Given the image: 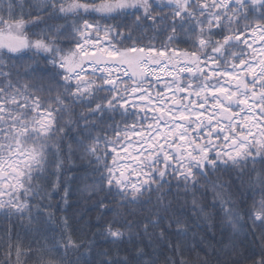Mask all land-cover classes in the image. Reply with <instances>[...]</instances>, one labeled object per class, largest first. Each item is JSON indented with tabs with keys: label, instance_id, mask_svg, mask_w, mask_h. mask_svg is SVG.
<instances>
[{
	"label": "snow or ice",
	"instance_id": "snow-or-ice-1",
	"mask_svg": "<svg viewBox=\"0 0 264 264\" xmlns=\"http://www.w3.org/2000/svg\"><path fill=\"white\" fill-rule=\"evenodd\" d=\"M72 182L115 254L57 219ZM181 192L199 264H264V0H0V264H193L152 244L188 236Z\"/></svg>",
	"mask_w": 264,
	"mask_h": 264
},
{
	"label": "trees",
	"instance_id": "trees-1",
	"mask_svg": "<svg viewBox=\"0 0 264 264\" xmlns=\"http://www.w3.org/2000/svg\"><path fill=\"white\" fill-rule=\"evenodd\" d=\"M139 36L140 34L137 33ZM148 35H151L149 33ZM145 42H147V38H145ZM158 43V42H157ZM20 71H23L21 68ZM84 109L77 108L76 112L79 113L80 111H83ZM111 157H109L110 161ZM80 161L76 160V164H79ZM68 167H71V165H67ZM68 176L72 175V172H69L67 174ZM225 180H227V177H224ZM72 188V194L69 196L67 205L64 206V203L62 200L57 198V200L53 201V203H60L62 206L61 211H56V217L57 219H60L62 217H67L69 222L71 223L73 229H76L74 234V239H76L78 242H83L85 244H88L89 242H94L96 244V247L93 249V259H98L96 257V252L104 251L105 249H109L112 251L113 254L117 251V248L113 246L111 243L106 242L103 237L99 235V229L97 227V218L100 214L99 209L94 208V200H86L84 199L76 189L80 186L79 182H72L71 183ZM202 191V190H201ZM63 193L61 192V196ZM96 199H99V197H96ZM168 199L172 200V207L173 209L178 208H184L186 212V216L181 217V219H186L188 222L189 232L188 236L186 238H178L175 235H169L167 236L164 241H160L159 239H154L152 244L153 248H158L161 244L166 245L169 241L171 242L172 246L175 247L177 243H179L181 249L184 251V256L190 260L193 261V264H199L197 261V252H200L199 260L202 261L205 258L204 252L200 251L199 248L193 250L192 245L194 243L193 239V233H195V242H199L201 237H204L207 239L209 236L212 235V229H210V225L212 224L211 219H202L197 218L194 214L191 212V206H192V196L189 194L186 198L183 197V193L181 192L180 198L177 199L175 196L169 197ZM197 199H200V194L197 193ZM211 201V194L208 196V202ZM153 203H155V198H153ZM152 205H147L146 208L137 213V218H143L145 216L149 215V209H152ZM51 211H55L54 209ZM154 211V209H153ZM209 214L211 213V209L206 210ZM161 215H164L161 213ZM111 215L109 214L106 219H111ZM169 219H174L171 215V211L165 216L164 221L162 222L161 227L167 228ZM199 224V227L196 225ZM160 228H156L154 231L156 232L157 236L160 232ZM135 229H133V234L135 233ZM171 231L175 232V225H173ZM215 234H216V241H209L210 243H216L217 249H221L224 247V244L228 243L227 238L225 237L223 244L218 243L220 241V233H219V224H216L215 228ZM57 238H59V232L56 233ZM134 241H136L135 235L133 236ZM28 239L26 238L24 243L25 245L28 244ZM148 240L147 238L144 239V244H147ZM259 241H256L255 244H258ZM140 246L143 247V244H138V241L136 243H128V237L125 236V243L119 245V251L120 255L123 256L125 254L128 255H134L136 251V247ZM254 246V242L252 240V237H248L247 241H245L244 245H237V252L240 251H246L250 250ZM203 247V245H201ZM150 251L152 249H149ZM165 253L168 254V249L165 248ZM81 252L87 251V249L82 248L80 250ZM78 253H70L69 258L72 260H75ZM222 260H232L236 257H234V254L229 250L227 255H224L221 253ZM209 260L211 264H217V259L215 255H210ZM4 259L3 252L0 251V260ZM179 259V257H178ZM29 264H31V261H29Z\"/></svg>",
	"mask_w": 264,
	"mask_h": 264
}]
</instances>
